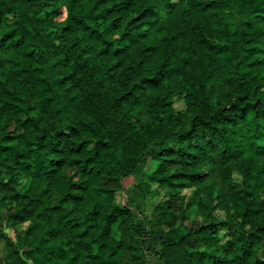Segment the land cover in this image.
Instances as JSON below:
<instances>
[{"label": "trees", "instance_id": "trees-1", "mask_svg": "<svg viewBox=\"0 0 264 264\" xmlns=\"http://www.w3.org/2000/svg\"><path fill=\"white\" fill-rule=\"evenodd\" d=\"M131 143L173 228L115 201ZM0 209V264H264V0H0Z\"/></svg>", "mask_w": 264, "mask_h": 264}, {"label": "rangeland", "instance_id": "rangeland-1", "mask_svg": "<svg viewBox=\"0 0 264 264\" xmlns=\"http://www.w3.org/2000/svg\"><path fill=\"white\" fill-rule=\"evenodd\" d=\"M89 73L88 68H84L81 71V74L87 76ZM83 76V77H84ZM85 78V77H84ZM87 88H90V84L86 82ZM172 106L175 110L183 109L184 103L182 98L175 96L172 101ZM186 118V117H185ZM187 119V118H186ZM125 156L136 164L135 168H128L124 175L122 176V185L115 192V201L119 204L129 205L133 208L135 217L137 221L144 224L145 229L150 230H159L163 228H173L175 226V219L178 217L161 216V209H164L166 204L169 203L168 197H173L175 195H182L183 204H186L191 195V188L184 187L179 191L170 194L163 187L158 186L156 183H151L147 193H142L140 187H142L145 177V173L150 172L156 165V159L148 153L146 159L142 158L141 151L133 143L127 145ZM234 178L239 180L241 175L239 173H234ZM168 202V203H167ZM2 212V209H0ZM185 212L187 217L185 221L191 225L197 224L199 218L195 212V208L192 205H186ZM214 213L218 218L224 216V211L216 208ZM164 215V214H163ZM28 222H23L20 224L12 223L5 216L2 218L1 227L3 231L8 234L14 241L22 239L18 238L19 234H23L25 231V226ZM221 227V226H220ZM225 229L224 227L219 228L218 235L221 240L225 238ZM206 240V238L204 239ZM203 243V242H201ZM204 244V243H203ZM146 247V261L149 264H162V258L159 256V244L155 246L145 244ZM20 252L26 260V264H32L33 257L31 254L27 253L26 250L30 249L28 244L20 246ZM260 256H264V248L260 247L257 249ZM4 241L0 236V254L4 255Z\"/></svg>", "mask_w": 264, "mask_h": 264}]
</instances>
